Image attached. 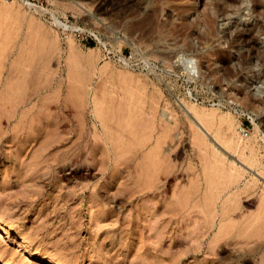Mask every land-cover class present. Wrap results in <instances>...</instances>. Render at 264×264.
Listing matches in <instances>:
<instances>
[{
	"label": "rangeland",
	"instance_id": "rangeland-1",
	"mask_svg": "<svg viewBox=\"0 0 264 264\" xmlns=\"http://www.w3.org/2000/svg\"><path fill=\"white\" fill-rule=\"evenodd\" d=\"M11 5L0 264H264V0ZM25 86L89 94L19 128Z\"/></svg>",
	"mask_w": 264,
	"mask_h": 264
},
{
	"label": "bare ground",
	"instance_id": "bare-ground-1",
	"mask_svg": "<svg viewBox=\"0 0 264 264\" xmlns=\"http://www.w3.org/2000/svg\"><path fill=\"white\" fill-rule=\"evenodd\" d=\"M0 2L2 3L3 2V4H8V5H11V4H17V5H19V7H22V8H19L18 7V9H22L23 10V8H27V9H29V10H31V14H32V10L33 11H35V12H37V14L39 13V14H43V13H47V12H50V10L48 11L47 10V8H45V7H42V6H38V5H34V4H28V3H26V2H24V1H22V0H15V1H13V2H11V3H9V2H7L6 0H0ZM249 5V4H248ZM7 6V5H6ZM12 6V5H11ZM245 6V5H244ZM241 8V7H240ZM245 9H246V7H244ZM24 10H26V9H24ZM240 11V10H239ZM242 11V10H241ZM25 13V12H24ZM52 16H54V19L56 20V22L58 23V24H60L59 23V21L60 20H58V18H56V16L55 15H52ZM33 19V18H32ZM63 24V23H62ZM61 25V24H60ZM65 26H67V25H65ZM64 26V27H65ZM67 28V27H66ZM186 65H189V64H191L192 62H193V60L192 59H187L186 61ZM195 67V66H194ZM16 87V86H15ZM22 88H23V86H21ZM26 87V86H25ZM74 87V86H73ZM76 87V86H75ZM74 87V89L73 90H71V88H72V86L70 87V88H66V90H64V88H58V89H56L54 86H46V87H41V86H33V87H30L29 89H27V87H26V91H25V97H24V99L23 100H21L22 102H20V100L18 99V101H19V103H21L20 105H24L25 107L27 106V105H29V104H31V107L30 106H28L29 108L28 109H26L25 108V110L23 111V113H20L19 115H21L20 116V118H19V120L17 121V123L18 124H16L19 128H20V126L21 127H24V125L23 124H27L26 123V121H25V118H26V116H27V114H29L30 113V116H32V115H35V113L36 112H38V110H39V105H40V100L42 101L43 99L42 98H44V99H47L48 98V96H53V95H58L57 97H61L63 94L65 95H67V96H71L72 98H74L73 97V94H75L76 96H77V98L79 97V98H81V99H84V97H86L88 94H89V91L87 90V87L86 86H79V88H75ZM12 88V87H11ZM10 88V89H11ZM14 88V87H13ZM12 88V89H13ZM17 88H20V87H17ZM17 88H15V89H17ZM114 88H116V87H114ZM257 88H258V92H261L262 91V88H261V86H257ZM11 89V90H12ZM15 89H14V93H15ZM96 89V88H95ZM138 89V88H137ZM140 89V88H139ZM10 90V91H11ZM23 91H24V89H23ZM130 91V90H129ZM145 91V90H144ZM13 92L11 91L10 93H12L13 94ZM19 92L20 93H22L20 90H19ZM19 92H17V94H20ZM66 92V93H65ZM96 93H97V90H96ZM126 93V92H125ZM143 93V92H142ZM16 94V96H19V98H20V95H17ZM24 94V93H23ZM145 94V93H144ZM1 95H2V93H1ZM10 95V94H9ZM64 96L65 98L67 97V96ZM96 95V94H95ZM126 96V95H125ZM133 96V95H132ZM12 97V96H11ZM13 97H14V95H13ZM22 97V96H21ZM47 97V98H46ZM71 97H69V98H71ZM100 97V96H99ZM2 98V97H1ZM17 98V97H16ZM52 98H54V97H51V98H49V99H52ZM68 98V97H67ZM78 98V99H79ZM142 98V97H141ZM14 99H15V97H14ZM13 99V100H14ZM21 99V98H20ZM49 99L48 100H46L47 102H50L49 101ZM100 99V98H99ZM102 99V98H101ZM155 99H156V97H155ZM74 100V99H73ZM80 100V99H79ZM105 100V99H104ZM114 100V99H113ZM9 101V100H8ZM66 101H68V99L66 100ZM65 101V102H66ZM83 101V100H82ZM86 101V100H85ZM13 102V101H12ZM42 102H44V101H42ZM69 102V101H68ZM67 102V103H68ZM73 102V101H72ZM75 102H76V99H75ZM75 102H74V104H75ZM101 102H102V100H101ZM100 102V103H101ZM123 102V101H122ZM138 102V101H137ZM143 102V101H142ZM64 104V103H63ZM76 104H78V103H76ZM80 105H81V102L79 103ZM118 104V103H117ZM134 104H136V103H134ZM142 104V103H141ZM80 105H78V106H80ZM101 105V104H100ZM14 106H15V104H14ZM19 106V105H18ZM38 106V110L35 112L34 110H35V108ZM46 106V105H45ZM64 106H66V103H65V105ZM68 106V105H67ZM66 106V107H67ZM111 106V105H110ZM125 106V105H124ZM151 106V105H150ZM149 106V107H150ZM1 108H2V106H0ZM17 107V106H16ZM42 107V106H41ZM107 107V106H106ZM119 107V106H118ZM141 107V106H140ZM152 107V106H151ZM1 108H0V110H1ZM3 108H5L4 106H3ZM24 108V107H23ZM44 108V107H43ZM50 108H51V106H50ZM132 108V107H131ZM156 108V107H155ZM47 109V108H46ZM104 109V108H103ZM107 109V108H106ZM106 109H105V113H106ZM139 109V108H138ZM137 109V110H138ZM150 109H152V108H150ZM157 109V108H156ZM116 110H117V108H116ZM146 110V109H145ZM149 110V109H148ZM6 111V110H5ZM47 111V110H46ZM151 110H149V112H150ZM153 111V110H152ZM0 112H2V111H0ZM20 112V111H19ZM45 112V111H44ZM120 112V111H119ZM124 112V111H123ZM135 112V111H134ZM148 112V115L151 113V114H153V112H150L149 113ZM155 112V111H154ZM4 113H6V112H4ZM121 113V112H120ZM139 113V112H138ZM32 114V115H31ZM37 114V113H36ZM45 114H46V112H45ZM117 114H118V112H117ZM155 114V113H154ZM130 115V114H129ZM29 116V117H30ZM6 117V116H5ZM18 117V116H17ZM109 117V116H108ZM154 117H155V115H154ZM1 118H2V113H0V138L3 136V134H5L4 132H5V130L2 128V120H1ZM100 118H101V114H100ZM147 118V117H146ZM161 118V117H160ZM24 119V120H23ZM32 119V118H31ZM154 119V118H153ZM164 119V118H163ZM30 120V119H29ZM36 120H38L37 118H36ZM124 120V119H123ZM146 120V119H145ZM149 120V119H148ZM11 121V120H10ZM14 121V120H13ZM31 122H33V121H31ZM140 122V121H139ZM146 122H147V120H146ZM150 122H151V119H150ZM11 123V122H10ZM29 123H30V121H29ZM28 123V124H29ZM39 124V123H38ZM136 124V123H135ZM150 124V123H149ZM162 124V123H161ZM177 124V123H176ZM29 125H31V123L29 124ZM42 125V124H41ZM44 125V124H43ZM49 125H50V123H49ZM145 126H146V124H144ZM150 126V125H149ZM15 127V130H16V126L14 125L13 126V128ZM52 127V126H51ZM27 128V127H26ZM29 128V127H28ZM81 128V127H80ZM145 128V127H144ZM48 129V128H47ZM86 129V128H85ZM21 130V129H20ZM22 130H23V128H22ZM81 130H82V128H81ZM87 130V129H86ZM93 131V130H92ZM134 131H135V129H134ZM26 132V131H25ZM44 132V131H43ZM88 132V131H87ZM45 133V132H44ZM78 133H79V131H78ZM77 133V134H78ZM82 133H83V131H82ZM93 133H94V135L95 136H100V137H102V139H103V137H104V139L105 140H107L106 138H105V135H106V133H103L102 132V134L101 133H99L98 132V130L95 128V130L93 131ZM89 133H87V135H88ZM105 134V135H104ZM79 135H81V132L79 133ZM93 135V134H92ZM93 135V136H94ZM110 137V136H109ZM109 137H107V138H109ZM20 138V137H19ZM96 139H98V138H96ZM95 139V137H94V140H96ZM100 139V138H99ZM54 141V140H53ZM89 141V140H88ZM99 141V140H98ZM145 141V140H144ZM95 142V141H94ZM106 142V141H105ZM44 144H45V142H43ZM139 143V142H138ZM49 144V143H48ZM63 144V143H62ZM45 146V145H44ZM99 147V146H98ZM159 153V152H158ZM117 159V158H116ZM62 160V159H61ZM61 160H59V161H61ZM149 162V161H148ZM145 166H147L148 167V163H147V165H146V163L144 164ZM144 166V167H145ZM150 166V165H149ZM143 167V169H142V171H144L145 169H147V167H145L144 168ZM151 168V167H150ZM149 167H148V169H150ZM168 168V167H167ZM146 171H148V170H146ZM145 173V172H144ZM146 174V173H145ZM151 174V173H150ZM144 176V175H143ZM152 176V175H151ZM152 181V180H151ZM153 182V181H152ZM151 184V183H150ZM147 185V184H146ZM150 185H148V187H149ZM164 187V190H165V185L163 186ZM157 188V187H156ZM144 189V188H143ZM144 192V191H143ZM182 201V200H181ZM4 238V237H3ZM1 239V238H0ZM22 242V241H21Z\"/></svg>",
	"mask_w": 264,
	"mask_h": 264
},
{
	"label": "built area",
	"instance_id": "built-area-1",
	"mask_svg": "<svg viewBox=\"0 0 264 264\" xmlns=\"http://www.w3.org/2000/svg\"><path fill=\"white\" fill-rule=\"evenodd\" d=\"M8 2H12V1H15V0H6ZM28 4H34V5H38V6H42V7H45V6H48L49 3H50V0H22Z\"/></svg>",
	"mask_w": 264,
	"mask_h": 264
},
{
	"label": "water",
	"instance_id": "water-1",
	"mask_svg": "<svg viewBox=\"0 0 264 264\" xmlns=\"http://www.w3.org/2000/svg\"><path fill=\"white\" fill-rule=\"evenodd\" d=\"M261 88H262V86H261Z\"/></svg>",
	"mask_w": 264,
	"mask_h": 264
}]
</instances>
